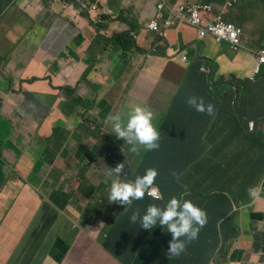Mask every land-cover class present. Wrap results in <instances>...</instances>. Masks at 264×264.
<instances>
[{
    "label": "crops",
    "instance_id": "obj_1",
    "mask_svg": "<svg viewBox=\"0 0 264 264\" xmlns=\"http://www.w3.org/2000/svg\"><path fill=\"white\" fill-rule=\"evenodd\" d=\"M72 1L0 0V150L6 148L13 156L9 168L0 162L2 171L8 169L0 178V264H149L156 242L148 241L133 259L105 238L112 234V242L123 239L130 232L118 221L127 211L128 216L134 210L142 213L148 205L124 210L108 199L111 178L104 167H115L122 150L131 175L140 172L145 160L142 148L139 155L129 153L108 132L106 117L136 105L153 112L160 151L142 169L155 168L163 184L171 180L169 167L175 160L163 157L162 148L217 147L216 134L229 128L227 117L235 103L242 114L256 118L261 131L264 65L256 73L252 52L264 47V0H240L226 15L244 33L245 47L238 52L225 42L200 39L194 28L176 20L160 34L145 30L158 0H85L114 14L106 28L112 38L92 27ZM191 1L218 5L224 0ZM197 53L211 70L213 86L204 72L205 92L201 84L186 82L198 64ZM233 76L248 82L237 101L235 87H222ZM192 85L194 96L216 106L209 125L196 124L207 112L185 103V89ZM209 95H217L218 103H211ZM199 132L210 138L192 141ZM209 171L208 178L194 177L191 188L202 190L212 182L214 188L231 189L227 175ZM33 179L41 180L40 191L20 188ZM164 189L179 196L173 186ZM16 190L19 199L4 207L5 195ZM196 202L217 210L219 199ZM243 202L232 210L233 220L220 225L219 239L213 235L215 221L202 230L201 246L192 248L196 256L188 264H264V175ZM230 233L236 235L227 237Z\"/></svg>",
    "mask_w": 264,
    "mask_h": 264
},
{
    "label": "clouds",
    "instance_id": "obj_2",
    "mask_svg": "<svg viewBox=\"0 0 264 264\" xmlns=\"http://www.w3.org/2000/svg\"><path fill=\"white\" fill-rule=\"evenodd\" d=\"M226 1L227 0H224L223 3L217 5L214 3L193 2L191 0H176L173 3H170L168 0H158V3L156 5V13L154 14L153 18L145 25L144 29L153 34H160L161 28H170L173 24L171 23L172 20H176L180 23L194 28L198 33V37L200 39H205L208 36L200 37L197 28L183 21V19L186 18L188 14L187 11L183 10V8H192L193 6L198 5H211L214 11L219 12L224 7ZM239 1L240 0H237V3L233 7L229 8L227 12H225V14L223 15L225 21L230 22L226 20V15L229 13L230 10L235 8ZM84 2L85 0L72 1L73 4L79 6L80 14L86 16L87 20L89 21L92 27L100 30L104 37L112 38V35L110 36L106 28L109 21L115 19L114 14L107 11L106 8H104L105 10L102 9V7L98 6L97 3L87 5ZM203 18L209 20L211 18V15H209L208 13H204ZM167 22L168 25H166ZM233 24L236 25L235 23ZM237 27L240 28L239 26ZM241 31V47L238 50H233L230 47L229 43L226 41L221 42L227 43L230 49L234 52L242 50L245 46L243 42L244 33L242 29ZM211 37L213 38V36ZM262 50H264V47L252 52L256 57V73H258L259 69L264 65V63H260L258 61L259 53ZM198 54L199 53H197V56ZM185 61L187 62V59H185ZM196 62L200 64V66H202L201 72H205L208 76L207 68L203 65V63H201L198 59L196 60ZM230 82L231 81H227L226 84L222 87H226L227 85L235 87V100L237 101L238 92L241 95L242 90H240L238 87L231 84ZM185 103L190 107L194 108L197 112H207V114L209 115L213 114L214 109L212 104L205 105L201 97L189 95L187 96ZM234 106H236V103ZM106 119L109 125L108 132L113 134L115 139L122 141V146H127V151L129 153L139 155L142 148L144 153H142L141 155H143L145 159L150 151L157 150L158 148H160V129L155 126L153 122V112L148 108L141 105H136L125 111L117 112L115 114H109ZM239 120H241L240 116ZM250 124H253V131L251 132ZM256 125V121H249L247 130L249 133H253L257 136H260L262 133H264V122L262 123L261 131H258L256 129ZM209 150L211 154V151L215 149ZM119 154L118 158H115L113 161V163H115V167H104L105 176L111 178L110 185L108 187L109 201H112L114 203L118 202L124 205V210H126V206L128 205H130L129 209L132 206L137 205L133 204L134 201L142 200L145 195L147 196V198H149V200L162 202L164 199L163 195L157 185L154 184V180L157 176V170L155 168H147L145 169L143 175L137 176H135V171H131V175L128 171L130 170L128 162L124 157V150H122ZM210 157L211 156L209 155V158ZM210 169L213 171L217 170L212 167H210ZM249 191L251 192V190ZM149 195H151L152 197ZM106 201L107 200H102V203H106ZM230 201L233 205L234 210H236L240 206V204H244V202L242 201L233 202L232 199H230ZM207 207L211 208L210 205H204L202 208H200L199 206L194 204L190 199H185L183 196L173 195L167 199L163 206H160L156 203H149L142 213L139 210L132 211L131 215L129 216V221L133 224L138 223L139 228H142L143 230H152L157 226L164 229L172 237V239L166 243V247L163 253L164 261L167 262V264H188V260L189 258H191V250L194 246L197 245L198 239L200 238L199 235L202 232L201 228L204 225L205 227H207V225L209 224L210 218H208L207 220V214L204 210V208ZM127 212L125 216L122 217V219L118 222L126 224L128 226L127 231H129L130 226L125 223L128 216ZM222 222L220 223V225L222 224ZM220 225H218L216 228L218 234L221 233ZM117 228L122 227L117 226ZM113 230L114 228L112 229V231ZM134 234L135 231H131L126 236H124L123 239L116 240L115 242H112V234L106 235L105 238L106 240H108V242L117 243L120 250L124 254L126 253L127 255L131 256L133 259L137 258V256L148 241L156 242L158 246L153 245L152 257L149 262V264H153L156 256L158 255L161 249V244L150 236H148L146 240L141 243V237L137 234L136 236H134ZM185 246H187L189 252H191L189 253L190 255L185 254L183 252ZM186 253H188V251ZM212 255L207 254L208 257H211ZM210 262H208V264H210Z\"/></svg>",
    "mask_w": 264,
    "mask_h": 264
},
{
    "label": "trees",
    "instance_id": "obj_3",
    "mask_svg": "<svg viewBox=\"0 0 264 264\" xmlns=\"http://www.w3.org/2000/svg\"><path fill=\"white\" fill-rule=\"evenodd\" d=\"M201 67L202 66H200V64L193 66L188 72L186 82L188 84H201L202 91L205 92V89L207 90L206 75L201 72ZM222 82H225V80L223 79ZM230 83L242 90V93H244L248 87V82L239 81L234 76L232 77V81ZM193 87L194 86L192 85L189 89H185L187 96L193 95ZM210 97L213 98L211 103H218L217 95L216 99L212 96ZM187 107L188 106H186V108ZM214 109L216 110V106H214ZM239 116L241 117V120H239ZM227 118L229 121V128L224 129L222 132H218L216 134L219 143L217 147L211 148L215 149L211 151V154L209 148L201 149L195 147L184 150H178L176 148H162L163 151L160 153L163 157L167 156L170 161H177H174L169 167L172 173L171 180L169 182L163 184L162 181L157 178L158 176H156L154 180V184L157 185L163 195V201L157 202L149 200V198H147L145 195L142 200H135L133 204H141L145 202L147 204L156 203L160 206H163L167 199L173 196L167 192L164 187L173 186L175 190L178 189L180 191L179 196H183L185 199L192 200V202L200 208H202L204 205L198 204L196 200L206 202L213 199V203H215L216 198L219 199L217 210H214V207L204 208L207 214V220L208 218H211L209 224L211 221H215V225L217 227L223 220L225 221L228 219L231 221L234 217L231 215L233 205L230 199H232L233 202L248 201V197L251 193L249 190H254L259 185L260 179L264 175V133H262L260 136H257L248 132L247 128L249 120H256V118L242 114L237 108V105L231 108ZM212 119V114L209 115L205 113L201 118L196 120V124H199L203 127L205 125H209ZM179 135L185 136L187 133H180ZM207 138L209 139L210 135L204 132L192 134V141L194 142H200ZM159 151L160 148L150 151L144 159V162L147 161V158L151 157V159L155 161L158 155H154ZM209 155L211 156L210 158ZM144 162H142L140 165V172H135V176L144 174V170L142 169ZM210 167L217 169L216 171L211 170V174L213 176L223 177L225 174L229 177L231 183L230 190L225 188V186L214 188L212 187V182L210 186H208L209 182L205 183V187L202 190H195L194 188H191V183L194 177H201V179L209 177ZM188 180L191 182L188 183ZM187 184L189 185L187 186ZM186 194L190 197H187ZM217 221H219V223ZM125 223L130 226V230L127 231V233L135 231L134 236H136V234L139 235L141 237V243L144 242L148 236L158 241L161 244V249L153 264H167V262L164 261L163 253L166 243L172 239L169 233L159 226L152 230H143L139 228L138 223H131L129 221V216H127ZM205 228L206 227L204 225L201 229L205 230ZM213 235L217 238L219 235L218 231L216 230V234L213 233ZM235 235L236 234L234 233H230V235L228 234L227 237H233ZM201 242L202 236L198 239L197 245L193 248H200ZM215 243L209 249L210 252L208 251V255H212V250L214 249ZM187 251L188 253H186ZM183 252L188 255L191 253L189 252L187 246H185ZM195 256L196 254L192 252L191 257Z\"/></svg>",
    "mask_w": 264,
    "mask_h": 264
},
{
    "label": "built area",
    "instance_id": "obj_4",
    "mask_svg": "<svg viewBox=\"0 0 264 264\" xmlns=\"http://www.w3.org/2000/svg\"><path fill=\"white\" fill-rule=\"evenodd\" d=\"M236 3L237 0H227L219 12L214 11L211 5L184 7L183 10L187 11L188 14L183 21L197 28L200 37L213 36L217 42L226 41L233 50H238L241 47L242 31L233 23L225 21L223 16ZM204 13L211 15V18L209 20L204 19ZM258 61L264 63V50L259 53ZM251 131H253V124H250Z\"/></svg>",
    "mask_w": 264,
    "mask_h": 264
},
{
    "label": "rangeland",
    "instance_id": "obj_5",
    "mask_svg": "<svg viewBox=\"0 0 264 264\" xmlns=\"http://www.w3.org/2000/svg\"><path fill=\"white\" fill-rule=\"evenodd\" d=\"M262 13L264 14V10L262 11ZM209 37L212 38L211 36H208V38ZM214 41H215V39H214ZM215 42H217V41H215ZM217 43H219V42H217ZM221 43H223V42H221ZM11 158H13V156H12V154H10V152L6 148H4L3 150H0V162L3 163V164H6V166H8V168H9V166L11 164ZM14 166H15L16 172H17L18 169H19V162L16 161L14 163ZM3 171H4L5 174H8V169L3 168ZM3 171H2V169H0V178H2V179H4L2 177ZM11 175L13 177L15 176L14 173H12ZM25 178L26 177H24V179ZM19 183H23V182H19ZM28 183H29L28 185L27 184H23L20 188H23L25 186H28L29 189L31 188L32 190H36V191H40L42 189V185L43 184H42L41 180L33 179L31 181H28ZM14 188L16 189V186ZM13 192L14 191L12 189V193ZM20 196H21V193L19 192V190H16L13 195H10V197H9V194H6L5 195V198H4V202H6V204L4 205V207H6V205L12 203L15 199L18 200ZM36 240H37V238H36ZM36 240H35V242H36ZM24 247H25V245L22 244L21 248H23V250H24Z\"/></svg>",
    "mask_w": 264,
    "mask_h": 264
},
{
    "label": "water",
    "instance_id": "obj_6",
    "mask_svg": "<svg viewBox=\"0 0 264 264\" xmlns=\"http://www.w3.org/2000/svg\"><path fill=\"white\" fill-rule=\"evenodd\" d=\"M197 59H198L201 63H203V65L207 68V71H208V77H209V83H210V85H213V84H212V81H211V70H210V67H209V65H208L207 60L201 58L200 54H198Z\"/></svg>",
    "mask_w": 264,
    "mask_h": 264
}]
</instances>
